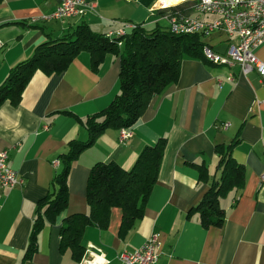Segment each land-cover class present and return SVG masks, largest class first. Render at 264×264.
Here are the masks:
<instances>
[{
	"label": "crops",
	"instance_id": "1",
	"mask_svg": "<svg viewBox=\"0 0 264 264\" xmlns=\"http://www.w3.org/2000/svg\"><path fill=\"white\" fill-rule=\"evenodd\" d=\"M95 1L94 11L80 17L32 21L52 11L58 0H0V84L39 44L82 22L101 34L126 24L166 29L162 12L150 10L157 0ZM180 7L188 11L185 4ZM201 38L220 53L237 41L220 31ZM254 54L264 61V42ZM118 71L115 55L106 53L93 68L89 53L80 51L59 73L34 71L18 102L0 105V151H7V166L23 179L22 185L0 188V264H79L69 250L60 251L59 229L66 216L88 211L90 167L113 161L129 169L139 151L159 138L165 139V147L143 216L121 237V210L113 207L106 229L86 227L85 248L101 252L108 264H121L120 252L133 251L156 234L155 264H264V84L255 71L243 74L238 65L220 66L191 56L181 58L177 79L151 97L128 139L120 142L119 129H106L78 155L67 177V208L54 223H43L36 251L22 261L36 204L55 189L60 155L72 140L87 139L81 120L106 107L118 93ZM228 75L234 81H228ZM233 140L231 156L244 167V184L221 200L223 224L205 228L197 214L188 212L219 176L215 146ZM193 164L205 165L208 182L199 179Z\"/></svg>",
	"mask_w": 264,
	"mask_h": 264
},
{
	"label": "trees",
	"instance_id": "2",
	"mask_svg": "<svg viewBox=\"0 0 264 264\" xmlns=\"http://www.w3.org/2000/svg\"><path fill=\"white\" fill-rule=\"evenodd\" d=\"M169 2L165 0L163 4L166 6ZM182 4L188 6L189 3ZM180 5L177 8L181 9ZM118 41L121 45H118ZM204 46L198 34H172L158 25L146 29L136 24L123 37L109 38L107 34L93 32L82 22L63 36L39 44L29 58L10 69L0 84V105L6 100L16 104L34 71L59 73L80 51L89 53L93 68L99 65L106 53L115 55L119 60V91L106 107L81 120L87 131V139L72 140L67 151L60 155L62 166L53 180L55 189L36 204V215L22 256L23 262L36 251L37 236L43 223H54L67 208V177L78 155L104 130L130 129L134 126L151 97L177 79L181 58H205ZM234 143L235 140L226 146H215L219 157V176L209 182L206 192L188 212L197 214L205 228L223 224L225 209L221 200L231 192L237 193L244 184V167L231 156ZM164 147V138L144 146L129 169L113 161L94 163L89 169L85 186L88 211L63 218L59 229L60 251L69 250L71 256L80 261L85 252L82 242L84 230L90 225L106 229L113 207L121 210L118 234L125 237L143 216L147 198L157 180ZM193 165L198 170L199 179L208 182L205 165Z\"/></svg>",
	"mask_w": 264,
	"mask_h": 264
},
{
	"label": "built area",
	"instance_id": "3",
	"mask_svg": "<svg viewBox=\"0 0 264 264\" xmlns=\"http://www.w3.org/2000/svg\"><path fill=\"white\" fill-rule=\"evenodd\" d=\"M151 12L160 10L166 20V29L172 34H198L201 37L213 32H223L237 41L229 42L224 52H216L205 45L211 58L224 57L225 66L238 65L240 72L246 74L255 71L264 84V61L258 59L254 51L264 42V0H184L165 6L157 0ZM188 2V11L177 8L181 3ZM96 8L95 0H58L55 8L42 14L35 20L52 21L72 17H80ZM136 24H126L122 28L108 32L110 36L125 35L126 28ZM1 45V44H0ZM230 82L232 75L226 76ZM218 79V83H221ZM131 130L119 129V141L131 136ZM8 153L0 151V188L10 189L22 185L23 179L6 164ZM264 179V174L261 175ZM159 241L156 234H151L133 251L123 250L117 256L121 264H155L158 260ZM92 246L85 248L79 264H108L109 260L101 252H94Z\"/></svg>",
	"mask_w": 264,
	"mask_h": 264
},
{
	"label": "bare ground",
	"instance_id": "4",
	"mask_svg": "<svg viewBox=\"0 0 264 264\" xmlns=\"http://www.w3.org/2000/svg\"><path fill=\"white\" fill-rule=\"evenodd\" d=\"M180 1H184V0H170L168 5H171V4H174L176 2H180ZM168 5H166V6H168ZM107 35L109 36V38H111V37H117L118 38L119 37V36H110V34H107ZM118 45H121V42L118 41ZM203 53H204L205 58L209 62L216 64V65L225 66V58L224 57L211 58L210 55L207 53L205 46L203 48Z\"/></svg>",
	"mask_w": 264,
	"mask_h": 264
},
{
	"label": "rangeland",
	"instance_id": "5",
	"mask_svg": "<svg viewBox=\"0 0 264 264\" xmlns=\"http://www.w3.org/2000/svg\"><path fill=\"white\" fill-rule=\"evenodd\" d=\"M162 1V0H161Z\"/></svg>",
	"mask_w": 264,
	"mask_h": 264
}]
</instances>
